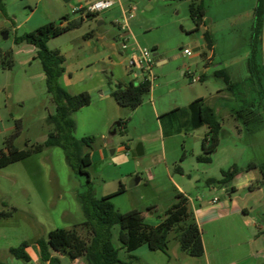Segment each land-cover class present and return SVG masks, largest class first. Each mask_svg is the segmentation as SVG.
Masks as SVG:
<instances>
[{
	"label": "rangeland",
	"instance_id": "obj_1",
	"mask_svg": "<svg viewBox=\"0 0 264 264\" xmlns=\"http://www.w3.org/2000/svg\"><path fill=\"white\" fill-rule=\"evenodd\" d=\"M257 1L119 0L87 18L78 9L80 4L85 7L84 0H2L0 150L12 134H16L19 149L43 143L51 130L46 119L54 114L36 49L25 42L15 43V38L47 23L59 26L63 16H68L67 22L83 17L78 27L49 38L46 45L64 57L60 86L70 94L88 92L91 96L90 105L74 111L71 117L75 138L94 137L89 150L91 163L86 168L94 196L114 194L123 185L124 191L109 201L118 212L136 210L147 226H156L165 218L179 193L189 200L191 216L194 208L212 199H216L214 205L227 202L232 210H239L235 215L202 222L199 230L206 255L201 257L189 256L179 247L177 235L187 225L184 221L169 231L165 251H153L143 244L128 253L118 241L120 226L115 225L111 241L118 259L129 264H248L249 260L236 261L251 254L256 262L264 261V176L259 168L252 170L255 178L246 183L248 164L264 165V123L246 131L230 114L235 103L225 100L229 98L226 92H218L224 88L222 80L212 76L219 68H225L235 80L248 76ZM191 3L204 8L199 26L189 15ZM122 11L125 16L133 15L126 23ZM205 32L211 49L206 47ZM125 36L127 50L122 51ZM137 47L164 58L163 64L152 67L154 81L143 102L130 110L119 107L112 98L101 100L100 94L109 95L113 85L127 74L128 55ZM185 49L190 55L183 53ZM5 55L12 61L10 67ZM203 74L208 76L204 81L192 82ZM198 98L214 108L221 123L219 144L210 162L197 161L203 155L205 126L184 131L161 118ZM117 123L120 126L110 136ZM139 144L141 156L135 152ZM233 167L238 172L230 184H213L222 179L221 171ZM135 179L139 181L134 183ZM85 189V176L67 166L58 147L0 168V212L10 213L0 218V262L37 264L32 257L36 240L46 241L51 230H68L83 221L76 194ZM242 208L247 213L242 214ZM77 231L86 237L83 229ZM22 242L29 245L32 260L28 263L9 252ZM59 258L60 264H71L67 256Z\"/></svg>",
	"mask_w": 264,
	"mask_h": 264
},
{
	"label": "trees",
	"instance_id": "obj_2",
	"mask_svg": "<svg viewBox=\"0 0 264 264\" xmlns=\"http://www.w3.org/2000/svg\"><path fill=\"white\" fill-rule=\"evenodd\" d=\"M0 11L3 13V3L0 0ZM96 14L87 13L91 18ZM189 15L197 26L204 16L202 4L189 5ZM68 21V16L59 20V26L53 23L44 24L34 31L25 33L15 38V43L25 42L36 49V58L39 60L45 78L46 92L54 105V114L46 119L51 126L43 143L36 144L27 149H19L15 145L16 134L10 135L4 141V150H0V168L11 163L29 157L31 154L42 152L46 148L58 147L62 150L65 163L76 174L85 176L86 189L76 194V200L80 206L83 221L74 225L71 229L56 228L48 233L46 241H35L39 250V260L44 264H60L58 256H67L69 259L82 258L85 264H129L122 262L117 257V250L111 241V229L115 225L120 226L118 241L128 253L135 251L145 244L150 250L165 251L167 236L178 223L186 222L177 235V241L182 251L192 257L204 255V248L200 230L188 209V199L182 194H177L176 201L166 210L165 218L156 226L142 224L138 218V212L131 210L125 213L118 212L109 199L124 191L123 185H119L114 194L96 198L91 188V180L86 168L90 165V152L94 137L87 136L75 138V122L71 117L74 111L90 105L91 96L88 92L70 94L62 88L58 82L62 75L64 57L57 50L47 48V40L78 27L83 21ZM67 22V23H66ZM62 23H66L63 25ZM262 31H264V0H258L255 8L252 32L250 36V52L247 59L248 76L243 80H235L225 68H219L212 76L221 79L224 85L218 92H226L235 105L230 108V114L235 121L241 123L246 131L252 127L264 123V56H262ZM206 47L212 48V42L207 32L204 33ZM202 57L205 56L203 52ZM6 65H12L8 55L4 56ZM208 76L201 75L200 81ZM151 85L148 82L127 85L115 83L110 92V97L122 108L134 110L142 102L144 95L149 92ZM168 125L175 123L178 129L184 131L195 130L206 126L207 133L201 141L203 155L197 157L199 162H210V155L216 151L221 133V123L215 115L214 108L203 98L190 102L187 106L176 108L161 116ZM259 168L264 176V165L249 163L246 171ZM180 171L179 167L175 169ZM236 168L221 171L222 179L214 182L216 186L230 184L237 174ZM212 184V182H208ZM264 184V183H262ZM234 189L231 188V191ZM10 213L0 212V218H7ZM85 231L86 237H82L77 229ZM29 245L22 242L18 247L10 248V254L18 260L28 263L31 258L28 253ZM0 264H5L1 263Z\"/></svg>",
	"mask_w": 264,
	"mask_h": 264
},
{
	"label": "built area",
	"instance_id": "obj_3",
	"mask_svg": "<svg viewBox=\"0 0 264 264\" xmlns=\"http://www.w3.org/2000/svg\"><path fill=\"white\" fill-rule=\"evenodd\" d=\"M118 1L119 0H88L85 3V7L81 6L78 9L82 11L85 15L87 13L96 14L107 10L116 2L118 3ZM131 10L134 11V8H132ZM132 17V14L125 16V13L123 12V19L125 23L128 21V19H131ZM127 41L128 37L125 36L122 39V43L120 46V49L122 51L127 50ZM183 53L188 56L191 52L188 49H185ZM152 56L153 55L148 50L139 47L129 53L127 60V71L129 73V76L131 77L130 82H133L134 84L140 82H148L152 86V83L154 81V76L152 75V67L154 65V62L152 61ZM196 81H199V78L192 79V82ZM212 202H216V199H213Z\"/></svg>",
	"mask_w": 264,
	"mask_h": 264
},
{
	"label": "crops",
	"instance_id": "obj_4",
	"mask_svg": "<svg viewBox=\"0 0 264 264\" xmlns=\"http://www.w3.org/2000/svg\"><path fill=\"white\" fill-rule=\"evenodd\" d=\"M87 1L88 0H84L85 3ZM80 5L78 7H81L82 6V5L81 6ZM251 32H252V29H251ZM261 44H262V56H264V31H262V43ZM154 55H155V57H157L158 60L155 61V63H154L153 66H158V65L164 63V58L158 57V56H156V54H154ZM205 56H206V60H209V57L207 56L206 53H205ZM126 73L128 74V76L126 74L124 77L121 78L120 82L117 81V83H120L122 85H127L131 81V77L129 76V73L127 71V67H126ZM204 75H207V74H204ZM110 92H111V90H110ZM110 92H109V95L101 93L99 97L101 98V100H104L105 98H111L110 97ZM254 178H255L254 173L252 171H248V177L246 179V183H249ZM138 181H139V179H135V182L134 183H136ZM212 200H211L210 203H206L204 205L199 206V209H197V208H194L193 209V218H194V220H195V222H196V224H197V226H198L199 229H200V225L202 224L203 221H211L212 222V221L217 220V218H219V217H228L230 215H235V214H238L239 213V210H236V211L235 210H232L227 202H224V204L222 206H218L217 203H216V205H214V203L212 202ZM240 212L242 214L247 213V209L246 208H242L240 210ZM202 243H203V248H205V244H204L203 241H202ZM204 252H205L204 254L206 255V250ZM32 257H33V260L37 264H44V263H42L39 260V250H38L37 246H36V250L34 252V256H32ZM244 259L247 260V261L249 260L248 264H264V261H262V260H259L258 262H256L257 260L254 259V258H252V255L251 254L240 258L236 262L237 263L238 262H241ZM31 260H32V258H31ZM59 260H60V258H59ZM80 260L82 261L81 264H85V261L82 258H77V259L71 260V264H77Z\"/></svg>",
	"mask_w": 264,
	"mask_h": 264
},
{
	"label": "water",
	"instance_id": "obj_5",
	"mask_svg": "<svg viewBox=\"0 0 264 264\" xmlns=\"http://www.w3.org/2000/svg\"><path fill=\"white\" fill-rule=\"evenodd\" d=\"M63 2H68L69 0H62ZM4 38H6V35H4ZM157 57H155V55L153 54L152 56V61L155 63V61H157ZM120 126V123H117L116 126L113 127V129L111 130V132L109 133L110 136L115 135L116 133V128ZM135 152L137 156H141L143 155V149H142V145L139 144L136 148H135Z\"/></svg>",
	"mask_w": 264,
	"mask_h": 264
}]
</instances>
